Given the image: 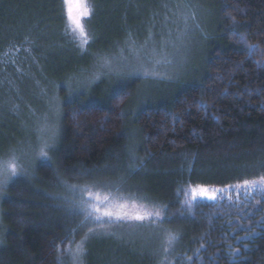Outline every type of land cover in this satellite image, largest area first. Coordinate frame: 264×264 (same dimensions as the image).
<instances>
[{"label":"trees","instance_id":"trees-1","mask_svg":"<svg viewBox=\"0 0 264 264\" xmlns=\"http://www.w3.org/2000/svg\"><path fill=\"white\" fill-rule=\"evenodd\" d=\"M207 1L218 25L198 80L142 106H133L138 79L106 91L100 84L72 99L59 88L53 160L15 177L0 201V264H69L70 249L87 234L84 217L70 211L79 199L71 185L162 209L165 219L152 226L178 236L160 261L112 230L114 236L85 241V264H264V191L241 186L264 174V0ZM89 2L91 39L82 52L64 32L62 0H0V59L33 50L35 32L11 31L14 12L28 13L27 27L55 23L51 40L73 42L48 65L49 77L63 86L132 36L133 0ZM54 9L56 16L46 14ZM245 40L259 46L251 57ZM88 52L96 56L91 61ZM11 119V128L0 126V158L22 139L20 120ZM133 155L143 162L135 171ZM198 185L223 194L189 208L186 193Z\"/></svg>","mask_w":264,"mask_h":264},{"label":"rangeland","instance_id":"rangeland-1","mask_svg":"<svg viewBox=\"0 0 264 264\" xmlns=\"http://www.w3.org/2000/svg\"><path fill=\"white\" fill-rule=\"evenodd\" d=\"M132 5L131 15L128 14L132 36L130 35L131 37L129 36L117 47H113V50L106 53L105 57L112 62L111 68L105 66L103 59L100 58L96 63H92L89 68H81L80 74L63 80L65 83L63 86H57V83L49 77L51 71L48 69V65L51 64L52 59L63 53L62 50L68 51L67 49H69L70 51L73 46L72 43H75L73 37L64 31L73 42L68 39L66 42L56 39L53 41L51 36L54 33L57 34L56 31L58 30L55 23H48L46 27H41L38 26L40 25L38 22L33 27H27L25 24L29 23L28 13L23 12L24 17H20L19 12H14L13 19H17L18 23L10 28L11 31L14 34L22 31L35 33L29 34L32 38L33 50L24 49L17 57L0 59V126L4 125L6 129L7 124H10L11 118L14 117L20 120L19 128L22 131V139L19 141L18 147L0 158V161L7 160L13 153L21 155L28 169L26 174H29L39 162L46 161L37 155L44 142L51 145L48 155L53 160L61 130L60 113L63 103L58 93L60 87H63L67 97L72 99L80 94L83 96L91 94L100 84L103 91H106V86L119 87L138 79L140 83L136 87L133 106L138 104L142 106L147 99H156L166 92L170 93L181 88L182 84L199 79L203 69L205 49L213 40L212 35H214L218 25L215 9L209 1L133 0ZM157 8L158 11H156ZM62 11L66 30L68 22L63 0ZM46 14L56 16L55 9L54 11L47 10ZM192 14H195V20L189 21L192 31L183 37L184 43L181 44L177 37L184 28L183 16H191ZM88 19L90 18H85L83 23L89 33L87 30ZM196 24L199 25L198 28ZM95 39L91 43H94ZM165 41L172 43L165 44ZM153 48L157 50L155 57L152 53ZM34 50L39 53H35ZM88 54L87 59L89 61L96 57L92 56L90 52ZM162 57L174 61L173 66L162 63L158 69L162 75L168 74L172 76V79L146 80L131 73L133 67L148 63L150 59ZM9 128H11V124ZM11 133L13 134V131ZM7 186L0 189V201L6 193ZM222 194V190L217 192V199ZM190 196L191 189L186 193V199L188 200ZM197 199L202 198L197 197ZM126 226L128 225H114L113 227L116 228L113 229L112 227L111 231L120 230L119 238L137 245L152 255H159L160 261L164 260L168 254L164 248L166 247L167 233L170 231L161 230L159 227L154 228L152 225L137 228ZM84 239L79 240L76 244ZM76 244L72 249L75 248ZM69 264H74L71 251ZM82 264H85L84 255Z\"/></svg>","mask_w":264,"mask_h":264},{"label":"snow or ice","instance_id":"snow-or-ice-1","mask_svg":"<svg viewBox=\"0 0 264 264\" xmlns=\"http://www.w3.org/2000/svg\"><path fill=\"white\" fill-rule=\"evenodd\" d=\"M63 3L68 22L66 33L73 37L78 48L86 51L91 37L86 31L83 21L85 18L92 17L94 14L93 7L89 4L88 0H63ZM190 20H195V14L183 16L184 28L177 37L181 44L184 43L183 37H186L192 31L189 24ZM196 27L198 28L199 25L196 24ZM237 34L239 35V33ZM167 43L172 42L165 41V44ZM173 46L175 45L173 44ZM245 47L249 57L259 50L258 45H248L246 40ZM152 53L153 57H155L157 50L153 48ZM102 59L104 65L111 68V60L106 57ZM162 63L169 66L174 65V61L166 57L153 58L148 63H142L138 67H133L131 73L146 80L172 79V76L168 74L162 75L158 70ZM50 150L51 145L48 142H44L37 155L40 159L51 163V157L48 155ZM132 161L134 166L133 171L143 163L142 161L137 162V158L134 155L132 156ZM27 172L28 169L21 155L13 153L7 160L0 161V189L6 187L15 177L24 175ZM241 186L249 190L259 189L260 191H264V174L260 175L257 179L244 180ZM228 187L231 188L232 186L229 185ZM69 188L79 193V199L74 200L70 204V211L72 214L82 215L84 219L81 221V224L87 227L85 239L76 244L74 249H70L74 264H82V257L86 251L84 246L85 241L89 237H97L99 235L114 236L115 233L111 231L114 225L127 224L131 228L148 227L165 219L162 209L155 208L154 206L149 207V205L144 203H137L135 199L116 196L111 193L101 196L99 192H93L88 186L78 187L71 185ZM119 190V186H117L116 191L119 192ZM219 191L221 190L198 185L191 189V196L184 203L190 208L197 197L214 201L218 198L217 192ZM257 203H260V201H257ZM177 239L176 233H167L166 247L164 248L166 253L169 252L173 242Z\"/></svg>","mask_w":264,"mask_h":264}]
</instances>
